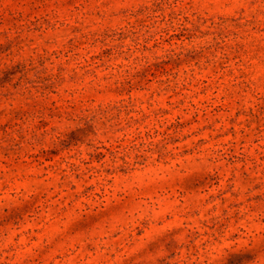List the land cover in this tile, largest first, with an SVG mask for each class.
Returning <instances> with one entry per match:
<instances>
[{
    "label": "rangeland",
    "instance_id": "1",
    "mask_svg": "<svg viewBox=\"0 0 264 264\" xmlns=\"http://www.w3.org/2000/svg\"><path fill=\"white\" fill-rule=\"evenodd\" d=\"M0 264H264V0H0Z\"/></svg>",
    "mask_w": 264,
    "mask_h": 264
}]
</instances>
